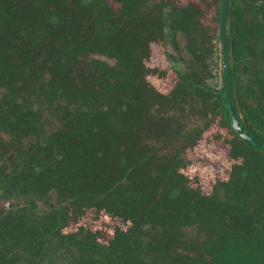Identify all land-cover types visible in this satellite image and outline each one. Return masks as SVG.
Instances as JSON below:
<instances>
[{"label": "trees", "instance_id": "obj_1", "mask_svg": "<svg viewBox=\"0 0 264 264\" xmlns=\"http://www.w3.org/2000/svg\"><path fill=\"white\" fill-rule=\"evenodd\" d=\"M113 1L0 0V264H264V151L205 83V7ZM207 145L229 163L203 187Z\"/></svg>", "mask_w": 264, "mask_h": 264}, {"label": "flooded vegetation", "instance_id": "obj_2", "mask_svg": "<svg viewBox=\"0 0 264 264\" xmlns=\"http://www.w3.org/2000/svg\"><path fill=\"white\" fill-rule=\"evenodd\" d=\"M108 1L111 2L113 7L118 5L115 1L114 3L112 0ZM173 1L180 5H185L188 0H185L183 4L177 2V0ZM204 1L206 4L208 2L210 3V0ZM216 1L215 16L218 14V21L213 19L216 25L215 35L211 37V30L209 31L210 25H207L203 20L201 21L202 25L208 29L209 41L212 43L209 52H206L204 55V62L207 65L208 57L211 56L212 52L217 51L219 58V82L216 86L212 87L221 91V71L223 64L221 58L220 31L223 0ZM226 33L228 66L230 68L231 80L235 87L239 113L242 118L245 115L248 116L250 127L264 135V0H228ZM165 44L167 52L175 56L176 52L173 48L170 34L165 39ZM172 63L179 69L182 68V63L179 60H174ZM208 69L211 73L209 67ZM211 76L205 79L206 84H208L206 80L211 78ZM13 82L17 83L19 81ZM41 114L42 117L48 120V123L45 122L44 129L50 131L55 128L57 123L56 118L50 115L46 108L43 109ZM5 204H8V202L6 201ZM96 216V213L87 210L77 218L75 223H87L90 226L96 227L98 226L97 224L101 225L103 221V225L106 224L107 226L104 227L107 236L113 235L112 228L116 230L118 228L129 230L127 223H122L106 213L103 216L99 215L98 220L95 218ZM95 253V250L88 252L85 255L87 257L86 260L92 261L90 255L93 254V257H95Z\"/></svg>", "mask_w": 264, "mask_h": 264}, {"label": "rangeland", "instance_id": "obj_3", "mask_svg": "<svg viewBox=\"0 0 264 264\" xmlns=\"http://www.w3.org/2000/svg\"><path fill=\"white\" fill-rule=\"evenodd\" d=\"M196 1L200 6L205 7V15L203 16L202 20L207 24L210 25V35L211 37L215 35L216 33V25L214 20L212 19L213 16H215L216 13V0H210V4L207 5L204 0H194ZM114 3V1L112 0ZM177 2L183 4L185 0H177ZM210 55V54H209ZM155 61V60H154ZM152 61L153 64H157L163 68L166 67V63L160 62L159 60H156L158 62ZM208 67L211 70L212 76L211 78L207 79V83L211 86H216L219 82V76H218V71H219V58L217 51H214L211 53V56L208 57V62H207ZM154 83L156 84H164L166 82L165 78H152ZM208 148V149H207ZM207 148L203 149H195L192 151H187L185 156L186 159L188 160L186 164H188V169L187 172L190 174H197L198 176V181L199 183L203 186L206 187L209 180L212 179L213 176L219 174V173H224L221 172L224 169L227 168L228 166V160L225 157V154L223 152V149L218 148L217 150L215 147H210L207 145Z\"/></svg>", "mask_w": 264, "mask_h": 264}, {"label": "water", "instance_id": "obj_4", "mask_svg": "<svg viewBox=\"0 0 264 264\" xmlns=\"http://www.w3.org/2000/svg\"><path fill=\"white\" fill-rule=\"evenodd\" d=\"M227 1L223 0L222 4V18H221V94H222V108L227 116L230 127L248 144L264 151V142L255 138L247 129L246 125L241 119L238 108L235 105V98L232 90V81L230 68L227 59V33H226V16H227Z\"/></svg>", "mask_w": 264, "mask_h": 264}]
</instances>
